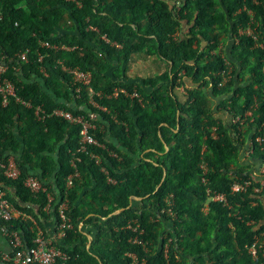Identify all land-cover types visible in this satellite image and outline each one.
Masks as SVG:
<instances>
[{"label": "trees", "instance_id": "obj_1", "mask_svg": "<svg viewBox=\"0 0 264 264\" xmlns=\"http://www.w3.org/2000/svg\"><path fill=\"white\" fill-rule=\"evenodd\" d=\"M78 1L80 8L64 0H0V59L8 67L3 77L32 107L13 99L2 106L0 101V159L12 155L20 171L15 181L4 179L0 171V187L15 190L20 201L8 197L9 202L38 224L31 207L44 220L50 218L42 211L46 193L34 195L23 186L29 176L54 197V218L57 206L67 202L73 227L55 243L67 254L66 264H264V208L259 201L264 189L256 194L253 189L259 186L252 183L243 193L231 192L233 182L241 183L247 175L234 145L235 127L225 129L210 103L217 99L228 114L253 110L246 133L264 121V51L245 34L236 35L249 25L264 40V0ZM64 16L78 35L58 37ZM183 22L190 26L188 33L173 37ZM224 37L238 44L223 56L211 55L222 48ZM44 42L72 50L54 51L42 47ZM23 53L25 63L18 58ZM131 54L157 57L168 69L128 83L119 81L121 72L108 76L112 62L124 67ZM224 59L232 68L222 83ZM57 60L89 72V88L80 87L76 94V85ZM119 89L135 92L140 103L124 94L112 97ZM89 92L105 112L89 105ZM36 107L48 114L54 109L73 116L95 112L91 133L99 146L79 151V126L57 117L40 122ZM255 155L264 161V153L256 149ZM203 161L208 169L201 177ZM75 172L78 177L66 188L67 177ZM53 176L57 192L49 182ZM207 189L223 195L226 204L209 201L207 213L201 212ZM170 195L175 219L165 232L168 218L159 211ZM132 197L141 198L137 208ZM117 210L122 211L112 215ZM79 223L95 233L88 249ZM134 223L143 231L139 244L129 241L136 234L127 227ZM9 227L19 231L25 247L33 246L32 222L11 221ZM255 242L259 249L252 257L248 250Z\"/></svg>", "mask_w": 264, "mask_h": 264}, {"label": "built area", "instance_id": "obj_2", "mask_svg": "<svg viewBox=\"0 0 264 264\" xmlns=\"http://www.w3.org/2000/svg\"><path fill=\"white\" fill-rule=\"evenodd\" d=\"M65 2H71L74 3L77 6H80V3L78 0H64ZM246 35H249V32H245ZM242 34V33H239ZM252 40L255 43L256 47H259L264 51V44L256 42L258 38L252 37ZM101 39L109 44L108 39L105 36H102ZM42 47L44 48H50L52 50H60L64 47H58V46H50L48 43H42ZM19 60L22 62H27V56L26 53L20 54L18 56ZM41 60V57H39V61ZM56 65L60 68L62 72H65L66 74L70 75L73 85H76L75 93L78 94L80 87H88L91 83V74L89 72H84L79 70L77 67L70 68L65 66L60 60L56 61ZM224 65L226 68L220 72V76L222 77L221 82H225L230 77L231 70L228 67V62H224ZM7 65L4 63V58L0 59V101L2 106H6L8 101L13 99L16 103H19L25 108H32L31 104L23 101L16 95L15 87L14 85L3 75L7 71ZM40 72L46 76V72L43 68L40 69ZM220 86V84H219ZM118 94H124L128 95L123 89L114 90L112 97H116ZM98 96L99 94H95ZM132 97H136V93L131 94ZM88 103L89 105L97 110L105 112L106 109L102 106H99L94 100L92 92H89L88 94ZM255 109V106H254ZM34 115L36 119L40 122L44 121L45 119L49 117H57L61 118L68 123L75 124L79 126V151L84 152L86 150L87 146H94L98 147L99 144L92 135V131L95 129V125L93 122H95L98 117L97 114L93 111H88L86 115H78L73 116L71 113L62 110V109H54L50 114L46 113L43 109L40 107H36L33 109ZM253 111V110H252ZM244 112V114H229L230 116V123L231 125H235L237 129H240L244 126H247L248 124L252 123L253 119L251 116V112ZM252 138L249 140V148H248V154L251 155L253 152L254 144L260 149V151H264V121L257 127L253 129L252 132ZM94 159L96 160V163H100L99 159L92 155ZM0 171L1 175L4 179L8 181H15L20 176L19 167L17 165V162L14 157H8L4 161L0 159ZM261 173L264 175V165L260 169ZM77 173H73L69 175L66 179L65 187L70 188L72 186V182L74 178H77ZM247 180H244L241 183L234 182L231 185V191L232 192H245L248 186L252 183H256L254 180L255 177L252 176L251 172L247 174ZM109 182H114L108 179ZM23 186L29 190L32 194H38V193H46V204L42 208L43 213L46 215H52L53 216V209H52V202L54 200V197L47 192V189L43 186V183L38 180L36 177L29 176L27 177L24 182ZM262 187H264V178L262 181H260V188L254 189V192L258 193L261 191ZM206 195L209 199V201L212 202H222L224 205L226 204L225 198L221 194L213 193L209 189L206 191ZM67 202H63L57 206L56 214L57 218L55 217L54 220V233L52 235L47 234L43 230L39 228H35V238L33 239V246L31 248L25 247L22 237L19 233V231L15 229H11L9 227V224L11 221H13V215L16 211V209L13 207V205L9 202L7 194L4 192L3 188L0 187V233L2 236L7 240V243L10 247V252L5 253L2 256V260L4 262H10L12 264H66L68 261V256L61 250H59L55 243H58L62 241L66 235L67 232L72 229V223L70 219L68 218L66 212H67ZM127 229L131 230L136 234L134 237L130 238V242L132 244H139L140 239L139 236L142 234V230L137 226H128ZM170 240H168V243ZM165 252H167V246L164 247ZM259 246L257 242L253 243L249 247V254L254 257L258 252ZM131 255V254H128ZM133 257V256H130ZM133 259H135L133 257Z\"/></svg>", "mask_w": 264, "mask_h": 264}, {"label": "crops", "instance_id": "obj_3", "mask_svg": "<svg viewBox=\"0 0 264 264\" xmlns=\"http://www.w3.org/2000/svg\"><path fill=\"white\" fill-rule=\"evenodd\" d=\"M76 7L80 8V6H77V5H76ZM185 25H186V23H182L181 28H183ZM72 26H73V21H71L70 18H67L66 16H64L62 18V20L59 22V28H58L59 35H58V37H63V36L71 37L72 35H78L76 30L71 31ZM109 45L116 47V45L114 43L109 42ZM58 47H64L63 49H60L61 51L72 50L71 47L65 46L64 44H61ZM54 51H57V50H54ZM167 65L168 64L166 62H163L159 58L154 57V56L152 57V56H144L142 54H131V57H129L127 64L124 67L121 66L120 68H117V64H115V62H112V64H111L112 67L108 71V76H111L112 74L113 75L119 74V72H121V78L119 79V81H122L124 83H128V82H131V81H134L137 79H151V78H155V77L161 75L162 73L166 72V70L168 69ZM188 86H189V82L187 80L185 82V87L188 88ZM178 92L181 94H185L183 87H179ZM210 103H211L212 111H213V113H215L214 115L219 119V121L222 123L224 128L225 129L230 128L231 123L229 121L230 116H229L228 112L222 110L219 107V101L217 99H211ZM229 132H231V130H229ZM15 134H17L16 131H15ZM250 137L251 136H246L245 139H243V137H241V138L235 137L234 141L236 143H234V145H235L237 152H238V155H237L238 160L241 162V164L248 165L249 172H251L252 176L255 177L254 180L256 181V183L258 184L259 187H255L254 189H256V188L259 189L260 188V181H262L264 178V175L260 171V169L263 167V164L261 162V159L253 156L252 154L251 155L248 154ZM11 157H13V156L11 155ZM54 181H55L54 176L49 179V182H51L53 184H54ZM254 189H253V192H254ZM263 189H264V187H262L261 191L258 193L263 192L262 191ZM3 190L9 198H12V199L14 198L18 203H20L19 199L15 196V190L9 189V188H6V189L3 188ZM53 190H54V192L58 191L55 187V184L53 185ZM83 193H84V190L82 191L80 196H82ZM254 193H256V192H254ZM131 200H132L131 201L132 206L137 208L139 206V202L141 201V198L132 197ZM259 201L261 202V204L264 208V197H260ZM21 206L23 208L29 209L28 205H21ZM30 209L39 218V224L41 226L33 219V217L30 214L22 213L18 210H16L14 215H13V221H17V220H21V221H25V222L30 221L33 223L35 228H39V229L43 230L44 232H46L47 234L52 235L54 233V224H55L54 223V220H55L54 215L53 216L48 215V216H50V218H48L47 220H44L42 217H40L39 214H37V208L31 207ZM134 224L140 228V226L138 224H136V223H134ZM163 224L166 228V223L164 222ZM78 228L81 231V233L84 236H86V238H87L86 249H88L90 247V243H91L92 238L94 237L95 233L93 232L92 229L83 226L82 223H79ZM261 236L263 237L264 233H262ZM257 240L259 241V239H257ZM9 252H10V247L7 243V240L0 233V264H12L10 262H4L2 260V256L5 253H9Z\"/></svg>", "mask_w": 264, "mask_h": 264}, {"label": "rangeland", "instance_id": "obj_4", "mask_svg": "<svg viewBox=\"0 0 264 264\" xmlns=\"http://www.w3.org/2000/svg\"><path fill=\"white\" fill-rule=\"evenodd\" d=\"M250 15H251V13H249ZM186 26V25H185ZM183 27V31L184 32H187L188 30V27ZM260 29H261V27H260ZM249 32V35L250 36H252V37H255V34L257 33V35L260 33V31H258V29H256V28H252V27H250L249 25H248V27L247 28H245V29H238L237 30V32H236V35H238V33H243V32ZM180 34V33H179ZM185 34V33H184ZM174 36H176V35H174ZM173 36V37H174ZM231 38V40L229 39V38H226V37H224V39L223 40H221L220 41V45H219V47L221 46L222 48H219V49H216V50H214V51H212V54H220V56H223V54L225 55V53L228 51V47H230V45L232 44L233 46H236V45H234V43H232L233 42V37H230ZM256 42H258V43H261V44H264V40H262V41H259V40H256ZM204 44H202V48H206L207 49V47H206V45L204 46ZM223 53V54H222ZM145 56V55H144ZM153 57V56H152ZM116 64V63H115ZM191 64V63H190ZM166 67V66H165ZM228 67H230L231 68V65H230V63H229V65H228ZM167 68V67H166ZM240 137H242V135H240ZM199 167V170H200V175H201V177L204 175V174H206L207 173V169H208V167L206 166V163L203 161V162H201L200 163V165L198 166ZM242 167V168H241ZM240 167V169L242 170V169H244L245 168V166L244 165H242ZM235 177V176H234ZM172 199V196L170 195V196H168V197H166L165 198V200H164V203H165V207L163 208V209H161L159 212H160V214H161V216H165L166 218H168L167 220H168V222H166L165 220H164V222L166 223V228H165V232H167V231H170L171 230V224H170V222H172V220L173 219H175V214L172 212V207H173V201L171 200ZM208 203H209V199H208V197H207V199H206V201H205V203H204V205H203V207H202V209H201V212H204V213H207V211H208ZM139 205H140V202H139ZM164 225V224H163ZM171 241H172V239H171ZM168 248V247H167ZM167 250V249H166ZM164 254H166V252H165V250H164ZM189 260H191V259H189Z\"/></svg>", "mask_w": 264, "mask_h": 264}, {"label": "clouds", "instance_id": "obj_5", "mask_svg": "<svg viewBox=\"0 0 264 264\" xmlns=\"http://www.w3.org/2000/svg\"><path fill=\"white\" fill-rule=\"evenodd\" d=\"M175 1H176V0H175ZM169 3H170V5H171L172 3H174V1H170ZM175 4L179 6V2H175ZM249 13H250V12H248V14H249ZM183 23H185V22H183ZM15 26H16V25H15ZM186 27H188L187 30L189 31V27H190V26H188L187 23H186ZM188 31H187V32H184V31H183V28H181V29H180V32H178V33L176 34V36L179 35V33H181V34H184V33L187 34ZM243 34L246 35L245 31H244L242 34H239V33H238V35H243ZM246 36H247V37H250V36H248V35H246ZM174 37H175V36H174ZM250 38H251V37H250ZM229 39L231 40V38H229ZM251 39H252V38H251ZM253 42H254V41H253ZM232 43H234V45H237V44H238V40L234 38ZM204 46H205V44H204ZM204 46H203V47H204ZM230 46H231V45H230ZM255 47H256V46H255ZM228 48H230V47H228ZM218 49H219V48H218ZM228 50H229V49H228ZM210 54H211V55H216V54H212V52H210ZM225 61L228 62V65H229V61H228L227 59H226V60L224 59L223 62H225ZM225 68H226V66H225ZM225 68H224V69H225ZM231 68H232V67H231ZM224 69H223V70H224ZM229 69H230V67H229ZM230 70H231V69H230ZM221 81H222V78H221ZM222 83H224V82H222ZM222 83H221V84H222ZM221 84H220V86H221ZM220 86H219V84H218V87H220ZM133 93H135V92H133ZM133 93H132V94H133ZM136 95H137V94H136ZM127 96L132 97L131 94H130V95H127ZM135 98H138V102L140 103L139 97L136 96ZM249 111H250V110H247V111H245V112H249ZM251 113H252V112H251ZM234 114H235V113H234ZM220 124L222 125L221 122H220ZM222 126H223V125H222ZM231 127H232V128L235 127V129H236V132H234V133H235V137L241 138L240 135H242L243 139H245L246 136H252V132H253V129H254V128H253L249 133H246V132H247V126H244V127L240 128V129H237V127H236L235 125H231ZM213 131H214V130H213ZM229 133H230V132H229ZM213 137H214V135H213ZM235 137H234V138H235ZM250 138H252V137H250ZM249 140H250V139H249ZM165 145H166V144H165ZM256 149H257L260 153H264V151H260V149L256 146V144H254L253 152H252V155H253V156L257 157V156L255 155V151H256ZM257 158H258V157H257ZM259 159H260V158H259ZM261 162H262V164L264 165V161H262V159H261ZM242 165H243V164H242ZM244 166H245V168L243 169V174L247 175V174L249 173V168H248V165H244ZM245 171H246V172H245ZM164 176H165V174L163 175V178H164ZM245 180H247V177L245 178ZM233 183H234V182H233ZM237 183H239V182H237ZM251 185H252V184H250V185L248 186V188H249ZM248 188H247V189H248ZM247 189H246V190H247ZM231 192H232V191H231ZM242 193H243V192H242ZM256 194H260V193H256ZM211 202H212V201H211ZM256 240H257V239H256ZM170 241H171V240H170ZM257 241H258V240H257Z\"/></svg>", "mask_w": 264, "mask_h": 264}, {"label": "water", "instance_id": "obj_6", "mask_svg": "<svg viewBox=\"0 0 264 264\" xmlns=\"http://www.w3.org/2000/svg\"><path fill=\"white\" fill-rule=\"evenodd\" d=\"M164 146L167 148V146L164 144ZM122 210H117L116 212H114L112 215H114V214H118V213H120Z\"/></svg>", "mask_w": 264, "mask_h": 264}]
</instances>
